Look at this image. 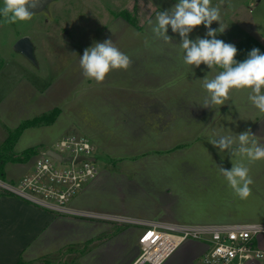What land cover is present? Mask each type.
I'll use <instances>...</instances> for the list:
<instances>
[{
	"label": "rangeland",
	"instance_id": "rangeland-1",
	"mask_svg": "<svg viewBox=\"0 0 264 264\" xmlns=\"http://www.w3.org/2000/svg\"><path fill=\"white\" fill-rule=\"evenodd\" d=\"M176 3L177 0H53L45 8L34 12L30 21L8 24L0 17V100L8 96L1 110L6 108L7 111H14L15 109L10 110V104L13 106L16 104L23 112L28 110V113L36 108L41 97L29 92V84L44 92L42 98L44 102L48 101L47 106L50 107L48 112L56 105L59 107L61 99L66 95L70 97L80 84L75 75V66L80 62L81 50L90 48L96 40L98 42L117 40L120 32L118 29L121 28L112 22L114 18L120 16L128 20V16H125L128 14L131 19L136 18L139 24L143 21V15L152 12L156 15L162 11L161 9L169 10ZM218 3L220 0H212L213 6ZM2 5L3 0H0V6ZM220 16L221 24L239 23L240 28H245L248 32L240 51L244 47L246 50L259 48L260 52L264 53V0L260 3L257 0H222ZM211 26L219 28L220 24L213 22ZM198 30L200 35L197 33ZM204 30V25H200L193 32L203 37ZM114 31L116 33L113 40L110 36ZM24 36H28L34 45L35 61L29 60L15 49L16 42ZM216 38L219 39L218 35ZM227 43H232L231 37ZM29 99H33L34 102L29 103ZM4 132L0 123L2 139L5 137ZM79 133L78 130L71 129L66 134ZM61 135L59 124L51 129L35 127L24 130L18 142V150L33 145L40 146L38 153L27 161L30 166L41 151L43 147L41 144L57 149L55 144ZM196 135L194 134L197 137L195 140H185L183 138L190 135L178 129L176 136H172L169 149L139 150L145 153L146 157L138 159L136 163L135 158L128 160L122 157H101L98 152H102L94 143L100 160L98 176L106 172L114 177L127 176L129 180L99 181L93 188L90 201L96 207L109 212L118 210L124 215H127L125 213L127 212L131 215L164 218L166 221L187 225L215 223L221 220H251L260 215L264 211V205L260 209L258 206L264 202V191L257 187L258 189L252 191L247 199L241 200L237 197L219 170V167L230 170L232 165L213 161L211 151H207L202 144H195L204 143L205 134ZM175 140L179 141L173 142ZM15 151L18 156H23L24 150ZM27 162L12 163L22 165ZM246 165L254 169L250 170V176L253 177L255 172L260 186L264 179V163ZM4 180L11 182L6 177ZM12 181L18 182L15 179ZM1 195L14 194L0 188ZM77 196L78 193L75 198ZM239 200L245 206L242 211L239 208ZM49 214L60 216L52 212ZM81 219L92 220L98 225H106L109 229L94 236L91 241L67 243L60 248L63 241L73 237L75 229L67 225L57 226V223H47L45 220L41 223L34 222L33 226L28 225L26 228L27 235L30 237L33 234L35 239L30 241L29 247L20 242H23L26 236L22 230H16L15 237L0 236V264H10L20 249L19 258L14 264L19 261L28 264H111L103 260L96 262L95 258H99L95 256L97 250H100L99 248L106 250L105 242L126 227L143 228L141 225H124L105 219ZM0 230L2 231L1 228ZM257 241L259 247L264 250V235H259ZM23 248L25 249L22 250ZM204 248L202 240L188 237L163 264H202ZM138 250L141 251V248ZM27 253L36 259H28ZM130 256L132 253L126 257Z\"/></svg>",
	"mask_w": 264,
	"mask_h": 264
},
{
	"label": "crops",
	"instance_id": "crops-1",
	"mask_svg": "<svg viewBox=\"0 0 264 264\" xmlns=\"http://www.w3.org/2000/svg\"><path fill=\"white\" fill-rule=\"evenodd\" d=\"M260 2L261 0H259ZM161 10L163 11V9ZM155 17V12L143 15V21L139 24L137 23L139 28L120 16L114 18L112 22L121 29H118L120 31L119 36L116 37L117 40L113 43L120 51L130 57L132 61L130 67L127 70H113L102 83H96L94 80L83 76V70L80 67V62H78L77 66H75V75L80 82L78 88L73 91L70 97H67V95L63 97L59 107L56 105V107L61 109V113L53 124L36 126V128L45 127L51 129L59 124V130L62 132L61 137L66 135L68 130H78L80 132L79 135L87 136L96 144L97 148L102 152H98L101 157H122L128 160L135 158V163L138 162V159L146 157V154L139 150L169 149L172 136H176L178 129L179 131L187 132L190 136L183 139L190 141L197 138L194 134H197L196 136L202 133L205 134L203 136L204 143L195 144H202L207 151H211L213 153V161L228 165L236 163L240 158L231 156L227 150L220 152L209 142L218 135H238L250 129L254 135L252 138L264 145V114H261L251 104L248 99V90H233L230 94V100L222 106H216L215 108L202 107L201 104L207 94L202 87L203 79L206 76L209 79L213 78L219 69L211 71L204 64H201L199 68L195 66L191 68V66L185 65L183 63V51L180 48L181 40L179 34L173 33L170 26L167 33L172 37L170 43L154 39L149 22H154ZM113 23L112 25H114ZM226 24L222 23V25ZM227 25L223 33L218 32L217 35L225 43L231 37V44H234L238 49L235 59L238 57L236 60L242 62L251 51L250 48L246 50L245 47L240 51L243 39L248 36V32L245 28H240L239 23ZM211 27L212 29H219L218 27ZM206 32L207 29L205 28L203 37H201L199 36L200 30L197 31L198 36L192 31L189 34V38L192 40L197 37L204 38ZM115 33L116 31L110 36L113 40ZM97 42L98 40L94 41L90 47ZM83 50H81L80 56L83 55ZM29 92L41 97L38 106L31 109L30 113H28V110L23 112L15 103L14 106L10 104V110L15 109L14 111H7L6 108L1 110V106L7 101L6 98L8 96L0 100V123L5 131V137L3 139L0 137V145L7 138L8 129H15L22 122L48 112L50 108L47 106L48 101L44 102L42 98L44 92L36 89L32 84H29ZM28 102L32 103L34 101L29 99ZM31 128L35 127H29L25 130ZM19 140L15 146L18 152L34 146L18 150ZM178 141L175 140L173 142ZM43 144H41L42 148L46 146ZM234 147H237V145H234ZM243 162L253 166L263 164L264 160L249 163L247 159H244ZM30 169L31 165L29 166L28 162L22 165H14V163L8 162L5 165L6 178L11 182H13V179L19 180ZM252 169L251 167L250 170L252 171ZM109 179H114L117 182L121 179L129 180L127 176L116 175L114 177L110 173L103 172L78 193L77 198L72 201V205L77 209L89 212L109 215L117 214L150 221H166L164 218L137 216L127 212H125L127 215H124L118 210L109 212L106 209L96 207L89 199L93 188L99 181ZM252 179L254 183L250 185L251 192L256 191L258 188L264 191V179H262L260 186L258 185V177L255 172ZM28 203L14 195L0 196V228L2 229V231L0 230V236L15 237L17 236L15 235L16 230H22L26 233V236L25 240L20 242L29 247L34 235L31 234L29 237L26 228L28 225L33 226L34 222L41 223V221L45 220L47 223L53 222L57 223V226L67 225V227L75 229L73 237L67 239L68 241H63L62 245L59 246L61 248L67 243L78 244L91 241L94 236L109 229L106 225H98L92 220L85 221L81 218L61 215L53 216L48 211ZM238 204L240 211L244 210L245 206L241 204L240 200ZM263 205L264 202L258 206V209ZM263 222L264 211L251 220H221L215 223L205 222L201 225ZM4 228L6 229L3 231ZM141 235V228L126 227L105 242L106 250L99 248L100 250L96 252L97 255L94 253L95 256L99 257L95 258L96 262L103 260V262H110L111 264H120L125 261L123 264H133L140 254L138 250L140 248L138 247ZM203 244L205 245L204 253L207 249V244L205 242ZM109 253L111 254L110 256ZM129 253H132V256L127 258L126 256ZM18 255L10 261V264H14L18 260ZM26 255L28 259H36L28 255V253Z\"/></svg>",
	"mask_w": 264,
	"mask_h": 264
},
{
	"label": "clouds",
	"instance_id": "clouds-1",
	"mask_svg": "<svg viewBox=\"0 0 264 264\" xmlns=\"http://www.w3.org/2000/svg\"><path fill=\"white\" fill-rule=\"evenodd\" d=\"M40 4L41 0H3L0 17L8 24L30 21ZM221 5L222 0L216 6L212 5V0H177L171 9L158 12L155 21L149 22L153 37L170 43L172 37L167 34L170 26L173 33L179 34L185 65L199 68L204 64L211 71L219 69L213 78L206 76L203 79L202 87L207 94L202 107L222 106L230 100L233 90H248L249 101L264 114V53L253 48L245 60L238 62L235 59L237 47L216 38L218 32L223 33L226 27L220 23ZM213 22H219V29H212ZM200 25L207 29L206 36L190 39L189 34ZM131 63L130 57L120 51L111 39L86 48L80 57L83 76L96 83H102L113 70H127ZM252 137L254 135L249 129L238 135H218L209 141L220 152L227 150L231 156L240 158L232 163L230 170L223 167L219 170L241 200L251 195L250 185L254 183L244 159L249 163L264 160V145Z\"/></svg>",
	"mask_w": 264,
	"mask_h": 264
},
{
	"label": "built area",
	"instance_id": "built-area-1",
	"mask_svg": "<svg viewBox=\"0 0 264 264\" xmlns=\"http://www.w3.org/2000/svg\"><path fill=\"white\" fill-rule=\"evenodd\" d=\"M253 5L254 2L251 3ZM55 145L57 149L51 146L41 149L31 169L18 182L0 179V188L59 215L143 226L139 237L141 251L133 264H163L191 236L207 244L202 254V264H264V250L257 241L259 235H264V222L187 225L75 208L72 205L73 199L83 190L84 185L98 176L100 160L94 143L85 135L66 134ZM49 150L59 154L61 160L49 155Z\"/></svg>",
	"mask_w": 264,
	"mask_h": 264
},
{
	"label": "trees",
	"instance_id": "trees-1",
	"mask_svg": "<svg viewBox=\"0 0 264 264\" xmlns=\"http://www.w3.org/2000/svg\"><path fill=\"white\" fill-rule=\"evenodd\" d=\"M124 13V12H123ZM125 14V13H124ZM127 19L134 25L138 26L136 18L131 19L128 14ZM139 28V26H138ZM61 109L56 107L51 111L42 114L40 116H36L32 119L26 120L22 122L15 129H8V136L5 141L0 145V179L6 177L5 165L9 162H27L32 156L38 153V147H30L23 151V156H18L15 151V146L23 131L29 127H36L41 125H50L56 121L57 117L60 115ZM16 264H28L23 261H19Z\"/></svg>",
	"mask_w": 264,
	"mask_h": 264
},
{
	"label": "water",
	"instance_id": "water-1",
	"mask_svg": "<svg viewBox=\"0 0 264 264\" xmlns=\"http://www.w3.org/2000/svg\"><path fill=\"white\" fill-rule=\"evenodd\" d=\"M52 1L53 0H43L41 9L45 8ZM41 9H38V10H41ZM38 10H34V12ZM15 49L21 54H23L29 60L35 61V53H34L35 48H34L33 43L31 42V39L28 36L21 37L16 42ZM48 154L53 156L54 158L61 160V156L53 150H49Z\"/></svg>",
	"mask_w": 264,
	"mask_h": 264
},
{
	"label": "flooded vegetation",
	"instance_id": "flooded-vegetation-1",
	"mask_svg": "<svg viewBox=\"0 0 264 264\" xmlns=\"http://www.w3.org/2000/svg\"><path fill=\"white\" fill-rule=\"evenodd\" d=\"M42 2H43V0H41L40 6L37 9H35V10H38V9H41L42 8Z\"/></svg>",
	"mask_w": 264,
	"mask_h": 264
}]
</instances>
